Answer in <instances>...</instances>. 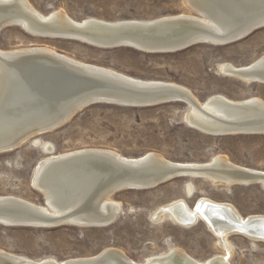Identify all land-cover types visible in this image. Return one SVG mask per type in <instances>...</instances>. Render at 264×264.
<instances>
[{"label":"rangeland","instance_id":"374dc122","mask_svg":"<svg viewBox=\"0 0 264 264\" xmlns=\"http://www.w3.org/2000/svg\"><path fill=\"white\" fill-rule=\"evenodd\" d=\"M28 2L44 15L61 11L75 20L89 17L108 21L149 20L191 13L183 0ZM29 45L47 46L132 77L174 82L186 87L200 101L213 94L233 100L256 96L264 101V84L244 83L218 71L220 63L245 65L264 54V28L232 44H198L172 53H145L127 47L101 49L73 40L36 37L16 25L0 31V49ZM188 108L189 104L181 101L136 108L103 103L88 106L61 127L39 135L40 144L28 140L15 150L0 153V195L43 202L42 194L31 186L30 179L37 162L48 155L42 146L45 142L53 145L54 153L97 147L126 157L154 152L175 162H206L220 154L234 164L264 171V134H205L186 122ZM231 185H214L206 178L187 176L151 189L122 190L111 197L120 208L115 220L107 226L0 225V249L39 261L47 257L64 260L92 256L114 247L134 261H144L148 256L176 247L204 261L219 253L216 239L204 222L199 220L184 227L168 216L155 219V211L179 198L193 208L199 198L207 197L232 204L243 217L264 214V187L254 182ZM229 239L233 244L230 264H264V242L239 234H232Z\"/></svg>","mask_w":264,"mask_h":264},{"label":"water","instance_id":"95a60500","mask_svg":"<svg viewBox=\"0 0 264 264\" xmlns=\"http://www.w3.org/2000/svg\"><path fill=\"white\" fill-rule=\"evenodd\" d=\"M187 1L193 4L187 7L188 12L198 15L207 14L219 26L220 31L203 27L198 22L175 15L150 21L125 20L111 23L90 19L77 20L80 23H76L75 19L67 15L65 17L67 27L57 28L51 24L54 22L28 18L9 7L0 8V30L12 25L22 28L27 25L57 32L58 39L94 44L101 49L127 47L145 53H163L161 50L165 49V53H172V50L177 52L198 44L216 46L232 44L264 28V0ZM206 35H212L219 41L213 43L205 39ZM2 62L9 63L16 72L7 76L9 80L7 101L12 103L10 106L5 102L1 103L0 115L18 120L21 115L32 113L40 118L30 121L28 127L19 128L13 139L8 141L0 139L3 144L0 152L3 153L15 150L28 142L26 139L21 140L22 132L41 127L34 133V135H41L61 127L62 117L69 115L72 109L76 110L74 113L76 114L88 106L102 103L136 108L184 101L177 97L179 94L177 90H171L166 86L136 83L92 67L78 66L42 52L24 54L18 60H7L0 56V63ZM242 73L256 74L263 78L261 83L264 84V56L257 59L248 67V70ZM249 104L245 102L236 107L231 105V107H235L238 111H245L247 108L250 109ZM62 110L64 113L61 114L64 116L60 114ZM242 124L241 126L264 127V116L259 120ZM253 133L261 134L264 131ZM53 151L54 149L44 153L49 154ZM49 163V173L45 178L47 180L40 179L41 188L45 189V192L33 186V178H31V186L42 194L41 204L49 207L46 201L49 199L50 202H57L56 205L59 208L73 202H85V199L90 202H100L106 192L108 197H112L122 190L151 189L172 179L187 177L192 172L205 170L189 165L156 162L147 156L119 160L111 153L102 152L65 156ZM209 169L207 168L206 171ZM247 176L253 178L255 185L263 188L261 184L264 173H249ZM233 185L235 184L231 186ZM55 197L60 201H55ZM95 206L96 215L92 218H103L104 216H100L99 207ZM37 209L18 200L0 199V225H25L24 220L33 218L52 219ZM115 218L109 219L108 223L107 221L89 223L85 227H99L101 224L105 226L106 223L109 225ZM255 223L264 224V220H251L247 224L238 223L237 227L252 233L250 226ZM111 257L118 263L131 264L123 256L112 252L100 253L90 260L73 264H98Z\"/></svg>","mask_w":264,"mask_h":264},{"label":"bare ground","instance_id":"6f19581e","mask_svg":"<svg viewBox=\"0 0 264 264\" xmlns=\"http://www.w3.org/2000/svg\"><path fill=\"white\" fill-rule=\"evenodd\" d=\"M183 2L188 7H190V5L193 6V4L191 2H188L187 0H183ZM1 7H9V9L17 10L18 12L22 13V15L28 18H36L38 20H45L46 22H54L51 24L57 28L67 27V20L65 18L67 17L66 13L53 10L52 12H49L48 14L44 15L39 11H37L35 8H33L28 2V0H0V8ZM57 14L61 16L59 17ZM171 16L173 15H166L158 18H168ZM175 16L183 17L188 20L198 22L203 27L220 31L219 26L209 16H207V14L203 13L202 15H198L193 13H181V14H175ZM158 18H154V19H158ZM85 19H90L102 23L125 21V20L108 21L93 17H89ZM154 19H149V20L130 19V20L150 21ZM75 21L76 23H80L77 20ZM22 29L30 35L36 37H43V38H56V35L58 34L57 32L36 29L29 27L27 25H25V28ZM205 39L211 40L213 41V43L219 41L217 38H215L212 35H206ZM80 40L83 41L84 39H80ZM87 44L97 47L94 44H89V43ZM161 51L165 53L166 50L164 49ZM173 51L174 50H172L171 52ZM33 52H42L44 54L57 56L72 64L83 67H92L100 71L107 72L108 74L118 75L120 77H123L129 81H133L136 83L158 84V85L166 86L171 90H177L179 93L177 97H180V99H184V101L181 100L179 101L186 102L187 104H189V108L185 114L186 122L192 128L200 132H203L205 134L223 136V135L240 134V133L254 134L253 132L264 131V127H258L253 125L241 126L243 125L242 123L244 122H252L255 120H259L264 116V112H263L264 101L256 96H250L240 100H233L222 94H213L207 97L205 100L200 101L199 99L196 98L195 95L191 93L190 90L177 83L164 81V80L140 79V78L132 77L111 68L77 60L68 55L60 53L50 47L42 46V45L41 46L29 45V46L18 47L9 50L0 49V56L6 58L7 60H18L22 55L30 54ZM262 56H264V54L260 55L259 57L255 58L253 61L245 65H234L230 62L220 63L218 65V71L227 77L238 79L244 83H252L253 81H255L256 83H261L263 81L262 77H259L256 74H245L242 72L248 70V67ZM15 72L16 71L12 69L9 63H4V62L0 63V109L2 107L1 103L5 102L7 103L8 106H10V103H12L7 101L8 100L7 87L9 81L7 76L11 74H15ZM245 102L250 103L249 104L251 105L250 109L247 108L245 111H238V109L235 108L236 106L244 104ZM231 105L235 107L232 108ZM63 111L64 110H62L60 114L64 113ZM75 111L76 110L72 109L71 113L67 116L61 114L64 117H62L60 123L64 124L67 120H69V118H71V116L75 113ZM37 117L38 116H36L35 114L29 113V114L21 115L20 119L18 118L17 120L13 117L9 118L5 115L4 116L0 115V139H4L5 141L13 139V137H15L14 135L18 133L19 128L22 129L25 126L28 127L30 121L40 119ZM39 129H41V127L31 129L27 132H22L21 140H25V139L27 141L32 140L35 144H40L39 141L40 139L38 137L39 135H34V133L38 132ZM1 143L2 141L0 142V144ZM42 146H43V150H45L46 152H49L52 149H54L53 145L50 142H45L43 143ZM2 147L3 144L0 145V148ZM87 152L111 153L119 160L139 159L144 156H147L151 159L156 160V162L174 163V164L189 165V166L203 168L205 170L192 172L191 175L189 176L206 178L214 185L221 184V185L230 186L231 184H243V183L246 184L248 182H255L252 177L248 178L247 174L264 173V171L262 170L234 164L226 156L220 154L215 155L210 161H206V162H175L168 160L163 156L154 152H147L139 157H126L110 149L97 148V147H84V148L69 150L60 153H54L53 151L52 153H49L48 155L40 159L35 165L34 170L32 172L31 178H33L32 180L33 186L35 188L36 187L41 188L42 184L40 179L41 180L45 179L48 176L49 165H50L49 162L65 156L78 155ZM207 168L210 169L206 171ZM261 185L264 187V180ZM41 190L45 192V189L41 188ZM104 194L106 196L104 195L100 202H90L89 200L86 201L85 199V202L82 201L73 202L70 203V205L63 208H59L56 205L57 202H50L49 199L46 200L49 207H46L44 204L34 203L32 201L14 195H0V199L10 198V199L18 200L19 202H24L25 204L33 208L34 207L38 208L37 210H41L46 216L52 218L51 220H46L42 218L28 219V220H24V222L26 223L25 225H17V226L46 228L58 224H69L78 227H85L89 225V223H105L106 221L108 223L109 219L115 218V216L119 212L120 204L117 201L112 200L111 197H108L107 192ZM56 200L60 201L57 198L55 199V201ZM95 205L99 207V212L101 214L100 216H104L103 218L100 219L92 218L95 217L96 215L94 213L96 207ZM164 216L170 217L173 220V222L184 227H189L195 224L196 221L198 222L199 220L203 221L204 224L207 226V228L212 232L213 236L215 237L216 239L215 245L216 248L219 250V253L207 258L204 261H200L187 254L183 249L175 247V248H170V250H168L163 254H154L148 256L144 261H134L130 259L128 256H126L121 250L114 247H107L102 251H100L99 253L92 256L72 257L64 260H56L55 258L47 257L39 261H36L0 249V264H73L74 262H79L82 260L85 261H87L88 259L90 260L91 258H94L100 253H104V252L105 253L112 252L117 255L123 256L124 259L126 258V260H128L131 264H230L229 258L233 251V244L229 239L230 235L239 234L250 240H257L264 242V224L261 223L252 224L250 226L251 227L250 231H252L253 234L251 232L244 231L241 228L237 227L238 223L247 224V222L251 220H257V219L264 220V214H252V215H248L247 217H243L236 210V208L228 202L216 201L207 197H201L195 203L193 208H189L185 200L179 198L167 204H164L156 209L154 214L155 219H160ZM107 223L104 225H107ZM99 226H103V224ZM98 264H121V263H118L117 261H115V259L111 257V258H107L106 261Z\"/></svg>","mask_w":264,"mask_h":264}]
</instances>
